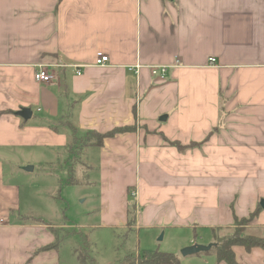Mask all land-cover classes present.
<instances>
[{"label":"crops","instance_id":"crops-1","mask_svg":"<svg viewBox=\"0 0 264 264\" xmlns=\"http://www.w3.org/2000/svg\"><path fill=\"white\" fill-rule=\"evenodd\" d=\"M116 128L89 147L107 227L125 229L134 206L148 247L182 264H225L180 251L254 213L246 233L264 239V0H0V264L62 263L57 228L29 216L17 155H69L73 131ZM233 253L264 264L262 248Z\"/></svg>","mask_w":264,"mask_h":264},{"label":"rangeland","instance_id":"rangeland-1","mask_svg":"<svg viewBox=\"0 0 264 264\" xmlns=\"http://www.w3.org/2000/svg\"><path fill=\"white\" fill-rule=\"evenodd\" d=\"M32 152L17 155L15 159L21 184L27 192L32 190V199L28 192L29 201L25 206L34 209L29 216L42 218L46 224L61 229L60 239L57 240L60 243L61 264H123L129 255L137 256L150 250L166 251L165 243L160 249L148 247L152 236L135 231L134 206L125 229L109 228L104 223L98 149L84 151L86 166L76 168L75 172L78 185L69 183L71 156L64 150L58 155L54 152L42 153L39 149ZM29 167L33 171H26ZM28 220L39 219L30 217ZM247 229L243 225H234L230 230L221 231L218 240L247 235Z\"/></svg>","mask_w":264,"mask_h":264},{"label":"trees","instance_id":"trees-1","mask_svg":"<svg viewBox=\"0 0 264 264\" xmlns=\"http://www.w3.org/2000/svg\"><path fill=\"white\" fill-rule=\"evenodd\" d=\"M120 128H116L108 133L102 134L97 131H88L84 136L78 137L76 131H73L72 142L69 145V155L70 159V180L69 183L72 185H78V181L75 178L76 168L86 166L83 161L84 150L89 147H102L104 140L114 136L115 134L122 132ZM180 150L186 149L177 145ZM75 149V150H74ZM72 160V162H71ZM130 215V214H129ZM256 217V213L252 214L249 219L236 220L235 225H243L245 229L253 222ZM36 223H40L39 220H34ZM135 223V219H134ZM61 229H52L56 236V242L52 245L51 249H55L60 246L57 240L60 239L59 231ZM235 246H242L247 250L252 248H262L264 249V239H260L249 235H237L236 237L230 238L229 240L218 241L216 246L212 248L208 253L199 254V256H215L218 263L225 264H237L233 248ZM84 263V262H83ZM123 264H182V260L172 254L166 252H147L144 254H139V256L129 255Z\"/></svg>","mask_w":264,"mask_h":264},{"label":"built area","instance_id":"built-area-1","mask_svg":"<svg viewBox=\"0 0 264 264\" xmlns=\"http://www.w3.org/2000/svg\"><path fill=\"white\" fill-rule=\"evenodd\" d=\"M109 62V57L103 54H98L96 65L100 67H104ZM216 63L215 58L209 59V64L213 66ZM80 75V73H78ZM152 75L158 76L161 79H165L167 75V67H161V68H154L152 69ZM34 79L38 83H45L50 84L54 81L55 77L48 72V69L45 67H39L37 71L34 74ZM0 223H4L3 220H0Z\"/></svg>","mask_w":264,"mask_h":264},{"label":"water","instance_id":"water-1","mask_svg":"<svg viewBox=\"0 0 264 264\" xmlns=\"http://www.w3.org/2000/svg\"><path fill=\"white\" fill-rule=\"evenodd\" d=\"M18 115L23 118L24 120H29L32 117V111L29 109H22ZM26 171H33V168L29 167L26 169ZM261 206L264 208V201H262ZM162 238V237H161ZM216 246V244H210V245H194L191 247H187L181 251L182 257H190V256H196L203 253H208L212 250V248Z\"/></svg>","mask_w":264,"mask_h":264}]
</instances>
